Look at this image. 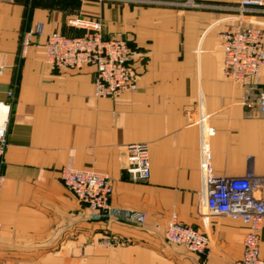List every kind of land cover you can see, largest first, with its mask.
Listing matches in <instances>:
<instances>
[{"label":"crops","instance_id":"crops-1","mask_svg":"<svg viewBox=\"0 0 264 264\" xmlns=\"http://www.w3.org/2000/svg\"><path fill=\"white\" fill-rule=\"evenodd\" d=\"M227 14L116 1L0 0V115L8 117L0 264H235L247 226L199 213L204 186L196 123L206 114L215 128L214 172L249 178L264 200V113L241 105L243 84L223 75L219 32L233 23L222 20ZM257 18L264 28V13ZM88 20L100 21L106 37L121 33L128 40L137 90L100 98L94 66L47 63V36L82 35L79 22ZM260 82L264 88V66ZM133 143L149 145L146 182L131 181L124 169ZM63 167L109 174L112 205L144 212L146 220L99 217L63 183ZM173 212L210 236L207 254L166 240Z\"/></svg>","mask_w":264,"mask_h":264},{"label":"built area","instance_id":"built-area-1","mask_svg":"<svg viewBox=\"0 0 264 264\" xmlns=\"http://www.w3.org/2000/svg\"><path fill=\"white\" fill-rule=\"evenodd\" d=\"M141 4L173 5L187 8H207L226 11L222 20L233 21L219 34L224 52L223 75L234 84H243L244 94L240 104L257 108L264 113V88L260 73L264 66V28L257 14L264 13L263 0H239L236 2H202L198 0H99ZM86 29L78 36H67L54 31L47 36L46 61L54 67H95L94 92L97 97L117 96L139 88L137 73L132 65L133 50L121 33L106 37L100 21H80ZM37 32H42L38 27ZM32 33L26 34L24 46ZM4 66L0 64V73ZM249 82H246L247 79ZM8 96L13 98V93ZM1 104V103H0ZM208 115L200 114L196 123L200 126V173L203 197L199 213L204 217L227 216L242 221L247 226L243 238V254L235 264H264L261 254V232L264 228V200L259 198L249 178H225L218 176L212 167L210 138L215 128L207 121ZM8 117L0 123V207L5 181L3 173L7 147ZM125 171L133 182H146L151 176L149 145H127ZM63 183L82 202L92 208L99 217L122 222L143 223L144 212L114 207L111 203L114 179L106 173L89 169L63 167L60 169ZM2 222L0 219V230ZM166 240L183 245L197 254H207L212 246L210 236L200 229L183 222L173 212L166 229ZM113 239H105L112 244Z\"/></svg>","mask_w":264,"mask_h":264},{"label":"bare ground","instance_id":"bare-ground-1","mask_svg":"<svg viewBox=\"0 0 264 264\" xmlns=\"http://www.w3.org/2000/svg\"><path fill=\"white\" fill-rule=\"evenodd\" d=\"M2 107H3V106L0 105V108H2ZM6 116H7L6 113L0 115V123H2V121L6 119Z\"/></svg>","mask_w":264,"mask_h":264}]
</instances>
